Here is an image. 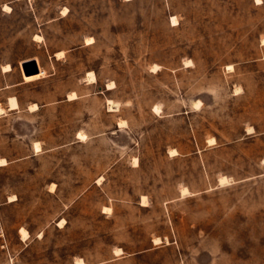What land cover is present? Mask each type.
Returning <instances> with one entry per match:
<instances>
[{
  "label": "rangeland",
  "instance_id": "1",
  "mask_svg": "<svg viewBox=\"0 0 264 264\" xmlns=\"http://www.w3.org/2000/svg\"><path fill=\"white\" fill-rule=\"evenodd\" d=\"M0 104V264H264V0H0Z\"/></svg>",
  "mask_w": 264,
  "mask_h": 264
},
{
  "label": "bare ground",
  "instance_id": "2",
  "mask_svg": "<svg viewBox=\"0 0 264 264\" xmlns=\"http://www.w3.org/2000/svg\"><path fill=\"white\" fill-rule=\"evenodd\" d=\"M5 9L7 10V11H11L12 10V6L11 5H9V4H6L5 5ZM178 18H177V16H173L172 17V24H178ZM88 40L89 41H91L92 40V37H90V38H88ZM64 52L63 51H60V52H57V55H62ZM5 67V70L6 71H9V70H11V65L10 64H8V65H6V66H4ZM39 72H37V73H34V74H29V75H27V74H25L24 73V77H25V79L26 80H33V79H36V78H39V77H41L42 75H44L45 73H46V71H45V69H43L42 67H39ZM95 73V72H94ZM93 72H91L90 71V77H91V79L93 80V82H95L96 81V75L94 74ZM113 83H109L108 84V87H110L111 85H112ZM76 93L74 92V93H71L70 94V96H69V98L70 99H73V98H75L76 97ZM197 103H200V101H197ZM109 105H110V108L111 109H119V107H120V103L119 102H117V101H115V100H112V99H109ZM199 105V104H198ZM38 107V104H36V103H33L31 106H30V109L31 110H34V109H36ZM17 108H20V103H19V101H18V99H17V97L16 96H13V97H10V99H9V109H17ZM157 108H160V107H157ZM4 113H6V109L0 104V115H2V114H4ZM126 125V121L125 120H121L120 122H119V126L120 127H122V126H125ZM253 127H250L249 128V132H252L253 131ZM78 137L80 138V139H85L86 137H87V135H86V133H84V132H82V131H80L79 133H78ZM215 138H212V140H214ZM34 149H35V151H41L42 150V146H41V143L39 142V141H36L35 143H34ZM170 153L172 154V155H175V154H178V150L176 149V148H172L171 150H170ZM9 163V161L5 158V157H0V166H2V165H6V164H8ZM53 186H55V184H53ZM184 194L185 193H187L188 192V188L187 187H184ZM14 196H11V201L12 200H14L15 198H13ZM142 204H144V205H146V204H148V199H147V197L145 196V195H143V197H142ZM112 207L111 206H105L104 207V211H112ZM67 221H66V218H62L60 221H59V225H61V226H64V224L66 223ZM20 233H21V237L23 238V239H27V238H29L30 237V232H29V230L26 228V227H21L20 228ZM40 235H42V232L40 233ZM159 240H160V238L159 237H157V238H155V242H159ZM122 249L121 248H118L117 249V252H120ZM76 263L77 264H86V262H85V260L83 259V258H77L76 259Z\"/></svg>",
  "mask_w": 264,
  "mask_h": 264
},
{
  "label": "water",
  "instance_id": "3",
  "mask_svg": "<svg viewBox=\"0 0 264 264\" xmlns=\"http://www.w3.org/2000/svg\"><path fill=\"white\" fill-rule=\"evenodd\" d=\"M23 67H24V73L27 75L37 73L40 70L38 63L34 59L25 61ZM31 68L34 69L32 70Z\"/></svg>",
  "mask_w": 264,
  "mask_h": 264
},
{
  "label": "built area",
  "instance_id": "4",
  "mask_svg": "<svg viewBox=\"0 0 264 264\" xmlns=\"http://www.w3.org/2000/svg\"><path fill=\"white\" fill-rule=\"evenodd\" d=\"M2 236H4V231L2 229L1 222H0V243H1Z\"/></svg>",
  "mask_w": 264,
  "mask_h": 264
}]
</instances>
